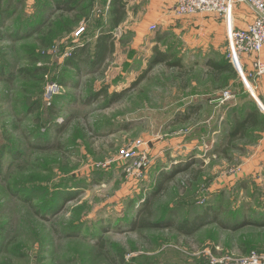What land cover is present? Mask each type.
I'll use <instances>...</instances> for the list:
<instances>
[{
  "label": "rangeland",
  "instance_id": "obj_1",
  "mask_svg": "<svg viewBox=\"0 0 264 264\" xmlns=\"http://www.w3.org/2000/svg\"><path fill=\"white\" fill-rule=\"evenodd\" d=\"M16 1L0 9V264H264V227L245 224L264 216L257 131L228 142L264 100L196 55L153 65L131 5L112 28L110 0ZM100 33L103 63L68 61Z\"/></svg>",
  "mask_w": 264,
  "mask_h": 264
},
{
  "label": "crops",
  "instance_id": "obj_2",
  "mask_svg": "<svg viewBox=\"0 0 264 264\" xmlns=\"http://www.w3.org/2000/svg\"><path fill=\"white\" fill-rule=\"evenodd\" d=\"M130 10L141 13V23L134 27L133 43L145 45L151 43L156 52L163 51V54L178 56L182 60L184 57L196 55L200 57L203 67H208L213 73L212 64L221 62L223 66H231L224 73L230 76L229 86L234 95L246 94L249 97H260L264 100V78L258 83H251L242 77L235 78L232 64L224 61V37L228 30L245 28L252 22L253 16L240 0H230V11L223 21L211 15H195L188 18H179L170 12L177 0H126ZM3 3L12 4L16 8V0H0V9ZM11 9V6L7 8ZM3 16V12L1 13ZM10 14L3 18V25L0 29H5L6 24L11 19ZM1 18V17H0ZM149 52V51H148ZM169 52V53H167ZM152 54V52H151ZM259 58L264 60V52L259 54ZM214 60V61H213ZM204 61L207 63L205 64ZM224 61V62H223ZM246 66H249V59L245 58ZM181 63V62H180ZM182 64V63H181ZM233 67V68H232ZM194 99H199L195 97ZM196 101V100H195ZM214 105V103H208ZM194 107V106H193ZM202 109L199 108V111ZM260 117L259 113H257ZM261 120V117H260ZM264 125V122H262ZM258 137L256 149L252 152L251 160L260 165L264 163V129H255ZM250 160V161H251Z\"/></svg>",
  "mask_w": 264,
  "mask_h": 264
},
{
  "label": "built area",
  "instance_id": "obj_3",
  "mask_svg": "<svg viewBox=\"0 0 264 264\" xmlns=\"http://www.w3.org/2000/svg\"><path fill=\"white\" fill-rule=\"evenodd\" d=\"M253 16L252 22L245 28L228 30L224 37L223 58L236 65L237 78L258 83L264 78V60L259 54L264 52V0H240ZM230 0H177L170 12L179 18L195 15H211L223 21L230 11ZM249 59L246 66L244 59ZM230 97L225 92L220 102ZM262 260L261 258H258Z\"/></svg>",
  "mask_w": 264,
  "mask_h": 264
},
{
  "label": "trees",
  "instance_id": "obj_4",
  "mask_svg": "<svg viewBox=\"0 0 264 264\" xmlns=\"http://www.w3.org/2000/svg\"><path fill=\"white\" fill-rule=\"evenodd\" d=\"M68 5L71 4H75L72 2V0H65ZM64 1V2H65ZM64 6V5H63ZM110 6L111 7V14L113 13V26L112 28H118L121 24V22L124 20V15H125V8L127 6V1L124 0H110ZM112 47H113V41L111 40V35L110 34H106V33H100L95 41H94V45L92 46V51L93 53H89L86 52V49L88 48H78V50H73L72 54L70 55V57L68 58V61L73 62V59L76 57L77 53H83L85 52L86 55L88 56L89 59H91V64L92 65H99L101 63H103V61L105 60V58L107 56H109L112 53ZM153 55V61L152 64H159L161 62H164L165 60H167L166 56H168L167 54H163L162 52H152ZM226 61V60H225ZM230 64L233 65V67L235 66L234 63L227 61ZM73 66V65H72ZM213 73L214 74H223L226 70H228V68L231 69V66H223V64H217V63H213L211 65ZM232 67V68H233ZM236 67V66H235ZM235 67L233 68V71L235 70ZM262 120H260V117H258L257 112L256 111H248L245 115H243V117L241 119H236L234 120L233 126H232V130L230 132V134L228 135V142H232L235 139H241L245 133L247 131H254L255 129H259V126L262 125ZM261 129H264V125H262ZM204 218V217H203ZM192 219L191 221L188 219H183L182 221H180V223L177 224V228L178 230L185 232V233H189V231H194L196 229V226L201 223L204 222V219ZM160 222H164V220L160 221ZM247 225L249 224H253L254 226H257L259 228L264 227V216H261L259 218L258 221H250L245 223ZM145 224L142 225V227H146ZM190 227L192 229L189 230Z\"/></svg>",
  "mask_w": 264,
  "mask_h": 264
}]
</instances>
